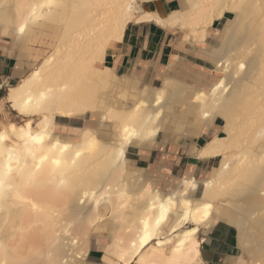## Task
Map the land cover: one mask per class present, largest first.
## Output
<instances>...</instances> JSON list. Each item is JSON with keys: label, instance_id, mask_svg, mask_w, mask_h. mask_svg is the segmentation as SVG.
I'll return each instance as SVG.
<instances>
[{"label": "bare ground", "instance_id": "1", "mask_svg": "<svg viewBox=\"0 0 264 264\" xmlns=\"http://www.w3.org/2000/svg\"><path fill=\"white\" fill-rule=\"evenodd\" d=\"M226 13L217 44L199 49L215 66L206 89L168 73L138 88L104 63L132 21L178 28L183 42L198 45ZM42 32L55 37L48 53L33 44ZM1 40L30 71L0 102L23 120L0 126L9 137L0 141V264H94L93 237L103 235L104 264H205L198 234L218 221L238 231L236 264H264V0H182L165 17L140 13L138 0H0ZM173 104L189 120L187 138L215 118L222 134L192 146L198 159L216 158L204 177L186 172L162 191L131 166L128 151L157 141ZM86 116L110 132L56 124ZM146 224L151 239L141 247Z\"/></svg>", "mask_w": 264, "mask_h": 264}, {"label": "crops", "instance_id": "2", "mask_svg": "<svg viewBox=\"0 0 264 264\" xmlns=\"http://www.w3.org/2000/svg\"><path fill=\"white\" fill-rule=\"evenodd\" d=\"M179 1L138 0V5L140 13L148 10V12L157 13L160 17H165L170 11L179 7ZM223 19L213 22L210 29L216 28ZM211 34L207 37L206 33V40ZM182 35V30L178 28L161 27L155 22L135 23L132 21L127 25L121 42L113 48L114 50L112 49L113 51L109 50L106 54L104 63L114 65L115 73L118 75L126 73L132 75L131 77L139 81L138 88L143 84L157 86L155 82H160V77L167 73L165 68L169 60L173 59L177 63L172 67L174 73H185L191 69L184 68L183 65L191 61L189 57L196 58L195 53L200 52V50L197 52L196 45L190 44V42H182ZM8 52L7 49L0 51V90H5V93L0 95V102L5 98L7 86L19 81V78L24 75L23 71H25V69L21 70L17 67L15 54ZM200 59L202 58L197 56L196 60ZM194 64L197 65V63ZM175 66L179 67L181 71H177ZM161 67L164 70H161ZM3 104H7L6 101ZM62 119L63 122L60 123L68 121V119ZM56 124L59 123L56 122ZM221 125L222 119L215 118L212 126L198 137L183 138L177 142L157 140L153 147L143 150L133 147L137 150L131 152L133 154L131 159L136 163H141L142 166L140 167L155 174L157 183L165 181L172 186L186 172H192L195 177L202 178L215 165L216 158L198 159L189 152L192 146L201 147V144L203 145L207 138L210 139L214 134L221 135ZM199 186H201L200 183ZM198 235L202 239L200 251L205 264H236V259L241 255L242 248L235 226L224 221H218L208 230L201 229Z\"/></svg>", "mask_w": 264, "mask_h": 264}, {"label": "rangeland", "instance_id": "3", "mask_svg": "<svg viewBox=\"0 0 264 264\" xmlns=\"http://www.w3.org/2000/svg\"><path fill=\"white\" fill-rule=\"evenodd\" d=\"M179 5L182 6V0L179 1ZM140 8L142 9V7H140ZM231 16H232L231 13H226L225 17H223L224 19L222 18L223 20L220 21V23L218 24V26L216 28H214V29H210L209 28L208 29L207 37H208V35L210 33H212V34L210 35L208 40H205L203 43H200V44L196 45L197 52H199V49L205 48L210 43L217 44L216 37L218 36V34H219L224 22L227 20V18H229ZM37 35H38L37 36V38H38L37 42L33 43V44H35V49H37L38 51L44 50L45 53H48L49 51H51L52 50V43L55 40L54 34L53 33H49L48 34V32L47 33L46 32H42L41 34L38 33ZM183 35H184V32H183ZM183 35H182V39H183ZM207 37H206V39H207ZM7 44H8V42H7ZM6 48H7L6 42L1 40L0 41V51L1 50L4 51V50H6ZM195 56H196V58L195 57H189V60H191L190 61L191 63L187 62V64L183 65V66H184V68H188V69H191L192 71H194L196 73H199V75H201V77L198 78L199 80H193V79L190 78V76L186 75L185 73H181V72L174 73L172 67H173V65H176L177 63H175V61L173 59L169 60V62L166 64L167 67L165 68V70L167 71V73L169 75L174 76L176 79H180L181 81H185L187 83H192L196 87L206 89L207 87L211 86V84H212L211 80L207 78V74L206 73L209 72L210 74H212L214 69H215V66L213 64H211L209 61L205 60L200 53H195ZM197 56L201 57L202 59L196 60ZM194 63H197V65H195ZM179 66H180V64H179ZM175 67L177 68L176 69L177 71H181L179 69V67H177V66H175ZM19 69H21V70L25 69V71H23V74L26 75L30 71V66L19 68ZM155 84L156 85L161 84V80H160V82L159 81L155 82ZM113 91H114V93L116 92L117 95L118 94L119 95L117 96L116 93L115 94L113 93ZM119 92H120V89H115L114 88L111 91V95L112 96L115 95L116 97H119V96H121L120 95L121 93L123 94L122 91L120 93ZM4 93H5V90L1 89L0 90V95H2ZM116 97H114V98H116ZM116 99H114V100H116ZM119 99H121V101ZM125 99H123V100H125ZM119 101L122 102V97L121 98L119 97L116 102H118V104H119L120 103ZM116 102H115V104H116ZM0 105H1V107H0V126L2 124H4V123L9 122V121L10 122L14 121V123H16V124H21L23 122V120L21 118L16 116L15 113L11 112L10 107H9L8 104L0 103ZM177 106L178 105L173 104L172 107H170L167 110V115L162 119V122L160 124L161 130H160V133H159L160 134L159 138L157 140H162L163 139V142H168V141L177 142L180 139L187 138V136H184V134L185 133L187 134V129L190 126L189 125V120L186 117H181L180 109H178ZM86 118L87 119L72 118L71 122H69V123H68V121L66 123H60V122H62L60 120H59V122H57V121L56 122L59 123L58 126H61V127H63V125H70L72 127H77V128L83 127L84 125H88V126H91V127H94V128H97L99 126V122H98L97 118L96 119H89L87 116H86ZM177 123H180L182 125V130L181 131H177V130L174 129V127H175V125ZM97 129H98L99 135L101 137H105V133L106 132H110V130L109 131L107 130V129H109L108 126L99 127ZM63 131L64 132H68L66 130H63ZM156 143H157V141L154 142V144H152V146L146 147V148H143V149H149V148L153 147ZM143 149L141 148L140 150H143ZM134 150H137V149L133 148V147L129 148L128 157L130 159L133 158V154L131 152L134 151ZM131 166H134L135 168H138V169H142L143 170V174L146 177H148L150 180L158 181L154 177L155 174H153L152 172L148 171L147 169H144L143 167H140V166H142L141 163H136L135 161H132L131 162ZM176 183H174V185ZM158 186H159V188L162 191H165V190L171 188L173 185L171 186L168 183H166L165 181H161V182L158 183ZM201 188H202V186H199L197 193H200ZM197 195H199V194H197ZM198 237H199V235H198ZM108 242H109V237L107 235L106 236L105 235H103V236H94L93 237V247H92V249L90 251V254H89V257H88V262H91V263H94V264H104L101 261V255H102V253L104 251V248H105V246H106V244ZM241 248H242V251H243L244 247L241 246Z\"/></svg>", "mask_w": 264, "mask_h": 264}, {"label": "snow or ice", "instance_id": "4", "mask_svg": "<svg viewBox=\"0 0 264 264\" xmlns=\"http://www.w3.org/2000/svg\"><path fill=\"white\" fill-rule=\"evenodd\" d=\"M49 7H51V3L49 4ZM20 31L21 32H23L24 31V28L23 27H21L20 28ZM240 68L241 69H243L244 68V65L243 64H241L240 65ZM14 107H15V105H14ZM27 110V106H23V107H21L20 108V111L23 113V112H25ZM20 131H21V133H23V128H21L20 129ZM127 131V130H126ZM13 132H15V125H13ZM29 137L31 138V139H33L35 142H37V143H39V142H41L42 140H43V137L42 136H36V137H31L30 136V133H29ZM9 137L7 136V135H5V134H3V133H0V141H2V140H7ZM77 155H79V153H77ZM9 160H11V156L9 157ZM56 163H59V161H56ZM11 171V168H9V172ZM3 183H4V180H3V177L2 176H0V188H2V186H3ZM211 207V205H205V214H206V212H207V209H209ZM157 225H159V223H160V221L158 220L157 222ZM193 231H195V229H193ZM190 234V233H189ZM151 239V233L149 232V230H148V226H147V224L145 225V229H144V235H143V237L141 238V240H140V246L141 247H143L145 244H147L148 243V241Z\"/></svg>", "mask_w": 264, "mask_h": 264}, {"label": "trees", "instance_id": "5", "mask_svg": "<svg viewBox=\"0 0 264 264\" xmlns=\"http://www.w3.org/2000/svg\"><path fill=\"white\" fill-rule=\"evenodd\" d=\"M106 64L108 65V63H106ZM58 121H59V119H57V122H58ZM69 122H71V120H70V119H68V123H69Z\"/></svg>", "mask_w": 264, "mask_h": 264}]
</instances>
